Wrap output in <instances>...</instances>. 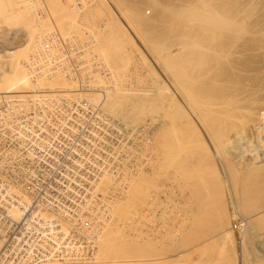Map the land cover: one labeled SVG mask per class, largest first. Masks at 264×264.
Wrapping results in <instances>:
<instances>
[{"label": "bare ground", "instance_id": "bare-ground-1", "mask_svg": "<svg viewBox=\"0 0 264 264\" xmlns=\"http://www.w3.org/2000/svg\"><path fill=\"white\" fill-rule=\"evenodd\" d=\"M165 1L149 19L143 8L157 0H0V133L11 134L0 143V218L7 211L15 237L0 236L6 264H195L205 247L210 264H264V137L247 111L263 100L228 75L238 1ZM86 121L114 163L90 154L99 169H74L58 197L37 199L32 167ZM17 157L32 176L7 182L21 173Z\"/></svg>", "mask_w": 264, "mask_h": 264}, {"label": "rangeland", "instance_id": "rangeland-1", "mask_svg": "<svg viewBox=\"0 0 264 264\" xmlns=\"http://www.w3.org/2000/svg\"><path fill=\"white\" fill-rule=\"evenodd\" d=\"M161 1V2H160ZM157 0V2L154 4V5H152L153 7H154V9L156 10L157 9V5H160L162 2V4L160 5V6H164L165 4H164V1L165 0ZM166 1H170V0H166ZM165 1V2H166ZM174 1H176V0H173V2ZM218 1H220V0H218ZM217 1V2H218ZM224 1H226V0H224ZM223 1V2H224ZM237 2L238 1V3H234V4H238L237 6L235 5L234 7H236L235 9L233 8V6H231L230 5V2H229V0H227L226 2L227 3H229V4H227L226 2H224L225 4H223L224 6L223 7H225L226 5H227V7H229L228 8V10L231 8V10L232 9H234L233 11H228V10H226L227 12H230V13H228V16H229V14H231V16H234V15H236V21H235V24H234V27H232L231 26V29H230V32H232V33H234L235 34V36H236V33H239V36H238V34H237V36H236V38H238L237 40H239V37L241 36V34H242V38H241V41L239 40V44H237V46L235 45V43L237 42L238 43V41H235L234 39H232L231 40V38H229V41L227 40V39H223V40H221L224 44H225V42H226V44L225 45H229V44H231V42L233 41H235L234 43H232V44H234L233 45V47H232V45H230V46H228V49H229V47H230V50H229V52L231 51V54L232 55H234V54H236V55H234V56H232L231 54L229 55V59L230 60H232L231 61V63H233L234 62V64H231V67L233 66L235 69H236V67H237V69H236V71L238 72V71H240L239 73H237V72H235L233 69V71H231L230 69V71H228V75L229 74H231L230 76H232L231 77V79L233 78V76L235 77V78H238V80L240 81V77H241V84H243V85H245V86H247V87H249V88H247V87H244V90H242L243 89V86L242 87H240L241 86V84H240V86H239V88L237 87L238 85H234L233 87H237V89H236V91H238V92H240V94H246L250 89L251 90H255V91H258V89L260 88V92L258 91V92H256V96H254V98L252 97V101H253V99H255L256 101H257V98H258V100L260 101V103H261V100H263L262 101V103L261 104H257V105H253V106H250V104L249 103H247V104H249V110H247V111H249L248 113H250L249 115H246V116H248V118H249V116H251V117H253V118H251V121L249 120V122L248 123H250V122H252V121H255L256 123H257V125H256V123L254 122H252L254 125H255V127L256 126H259V132H260V128H261V132H260V134H259V136L260 137H264V0H231V4L232 5H234L233 4V2ZM170 2H172V1H170ZM216 2V3H217ZM222 2V0H221V2L220 3H223ZM219 3V4H220ZM239 3H241V4H239ZM245 3V4H244ZM247 3V4H246ZM157 4V5H156ZM171 3H169V6H171L170 5ZM218 4V3H217ZM216 4V6H218L217 8H220V9H227V7H225V8H223L221 5L222 4H220V5H217ZM244 6H243V5ZM249 4V6H248V8L246 9V12H245V6H247ZM148 5V4H147ZM147 5L143 8L144 9V11L147 13V15H155V14H157V10L155 11V10H153V7L151 8V7H149V8H147ZM167 5V4H166ZM174 5V4H173ZM151 6V5H150ZM168 6V7H169ZM220 6V7H219ZM164 7H166V6H164ZM158 8H159V6H158ZM170 8V7H169ZM240 10H239V9ZM243 8H244V10H243ZM116 10V9H115ZM236 10V11H235ZM153 11H155V12H153ZM171 11V10H170ZM235 11V12H234ZM241 11H242V13H241ZM249 11V12H248ZM116 12L118 13V11L116 10ZM151 12V13H150ZM153 12V13H152ZM168 13H169V11H167ZM234 12V13H233ZM155 13V14H154ZM240 13V14H239ZM251 13V14H250ZM119 14V17H120V19H121V21L125 24V26L127 27V29L130 31V27H129V25H128V23L125 21V19L120 15V13H118ZM224 14H226V12L224 13ZM152 15L149 17V19H152L151 17H152ZM168 15V14H167ZM248 15V16H247ZM230 16V18H234L235 19V17H231ZM243 16V17H242ZM157 17V16H156ZM156 17H153V18H156ZM245 17H247V18H245ZM249 17V18H248ZM229 18V19H230ZM239 18V19H238ZM246 21H245V20ZM232 21H234L233 19H232ZM246 23H245V22ZM239 22V23H238ZM240 22H242V24H240ZM244 22V23H243ZM127 23V24H126ZM234 22H232V24H233ZM236 23H237V26H236ZM239 24V25H238ZM241 25H243L242 26V28L240 27ZM246 26V27H245ZM238 27V28H237ZM241 29H240V28ZM235 28V29H234ZM244 28V29H243ZM240 29V30H239ZM160 31V30H159ZM238 31H240V32H238ZM131 32H133V30L131 29ZM235 38V39H236ZM226 40V41H225ZM229 44H228V43ZM235 47V48H234ZM231 48H234V50H232ZM237 48V49H236ZM145 48H143V50H144ZM235 50H237V52L235 51ZM145 51V53H146V55L149 57V59L154 63V60L152 59V56H151V54H150V52L149 51H147V49H145L144 50ZM233 52V53H232ZM3 54V53H2ZM234 57H236V58H234ZM237 60V61H236ZM238 63V64H237ZM238 66H237V65ZM236 65V66H235ZM235 73V75H237V76H235V75H233L234 73ZM238 74H239V77H238ZM229 76V77H230ZM235 78H233L232 80L234 81H232L231 83H235ZM235 79V80H234ZM238 83V82H237ZM239 84V83H238ZM246 88V89H245ZM263 88V89H262ZM240 89V90H239ZM248 89V90H247ZM250 90V91H251ZM261 90H263V91H261ZM245 91H246V93H245ZM242 94V95H243ZM252 94H255V92L253 91V93ZM252 94L249 92L248 94H246V96H252ZM254 100V101H255ZM249 102L251 103V101H250V99H249ZM253 109V110H252ZM85 110V109H84ZM257 112V113H256ZM247 113V114H248ZM261 114V115H263V116H261V115H259V114ZM256 114H258V115H256ZM245 115V114H244ZM124 116H125V113H124ZM245 116V117H246ZM123 118V119H122ZM126 117H122V116H120V117H118V119H119V121L121 122L120 124H121V126H125V122L127 121V122H132L133 120H131V119H125ZM118 119H116L117 121H118ZM253 119V120H252ZM255 119V120H254ZM87 120V119H86ZM126 120V121H125ZM130 120V121H129ZM244 122H246V120L248 121V119L246 118V119H242ZM123 121V122H122ZM251 123V124H252ZM129 124V123H128ZM252 124V125H253ZM89 126V124L87 125V121H86V123L85 124H83V125H80L77 129H78V131H76L74 134H75V137L73 138V136H71L70 138L69 137H65L64 136V134H62L60 137H61V139H60V141H58L57 142V140H55V145H60L61 146V149H58V148H55V150L53 149H51V152H53L54 151V153L51 155V157H50V155H49V157L47 158L48 159V161L51 163V161H52V163L54 164L53 166L52 165H50V164H48V163H44V165H43V171H44V173H51V170H53V172L54 173H56V174H58V175H60V176H65V177H67V178H70V180L72 181V183H73V180L71 179V177L70 176H73V174L75 175V171H74V169L75 170H77V175H78V173L79 174H82V175H86V174H90L91 173V168L90 167H93L94 166V168H96V169H99V167H98V165L97 164H89L90 166H88L87 164L89 163V161H86V159H87V157H91V156H93L92 158L94 159V160H97V162L98 161H100V163L102 162V163H104V160L108 157V159L110 160V158H112V160L114 159L113 157L114 156H112L111 155V153H109L110 152V150H104V149H99V150H95L96 148L92 145L93 143H91V140L90 139H88L87 138V136H89V134H90V132H89V130H88V128L87 127ZM258 128V127H257ZM136 132V131H135ZM135 132H133L134 134H135ZM2 133H0V136H1V139H0V143L2 144V145H4V147H6V143H4L5 141L7 142V143H9V140H8V137H10V135L7 133V136H6V134H2V135H5V136H2L1 135ZM83 134V135H82ZM85 135H87V136H85ZM103 135V138L105 137V135L104 134H102ZM107 136L108 137H110V138H113L112 137V135H110V134H108L107 133ZM5 137V138H4ZM7 137V138H6ZM64 137V138H63ZM83 137V138H82ZM86 137V138H85ZM93 137H95V135L93 134ZM62 138H63V140H62ZM259 138V137H258ZM3 139V140H2ZM7 139V140H6ZM114 139V138H113ZM5 140V141H4ZM116 140V139H115ZM14 141V140H13ZM11 142L12 144H15V146H14V149H15V147H17L18 148V145H17V143H18V141H14V142ZM101 140H98V143L100 142ZM80 142V143H79ZM254 142V141H253ZM252 142V143H253ZM260 140L259 139H257V144H256V146L257 145H259L260 144ZM64 143H66V144H64ZM81 143H83V145H89V148L88 149H83L84 148V146L83 145H81ZM253 143V144H254ZM0 144V145H1ZM105 145H106V142L104 143ZM2 145H1V148H2V153H3V150H4V148L2 147ZM79 145V146H78ZM261 145H262V143H261ZM260 146V145H259ZM76 147H77V149H78V147H80L79 149H83L82 151L81 150H75L76 149ZM92 148V149H91ZM76 151V152H74V150ZM92 151H91V150ZM16 150V149H15ZM93 150H94V152H93ZM71 151L73 152V153H71ZM79 151V152H78ZM81 153H84L83 155L81 154ZM93 153V154H92ZM100 153V154H99ZM113 153V152H112ZM54 154H56L55 156H54ZM80 154V155H79ZM88 154H89V156H88ZM90 154H91V156H90ZM98 154H99V156H98ZM87 155V156H86ZM96 155V156H95ZM73 156L74 157H76V158H73ZM86 156V157H85ZM98 156V157H97ZM101 156H103V157H101ZM106 156V157H105ZM112 156V157H111ZM96 157V158H95ZM105 157V158H104ZM80 158V160H84L83 161V165H80V164H78L77 163V159H79ZM102 159V160H101ZM54 160V161H53ZM112 160H110V161H112ZM109 161V162H110ZM217 161L220 163V165H221V161H220V158H219V156L217 155ZM111 163H114L113 161L111 162ZM84 164H85V166H84ZM93 165V166H92ZM105 165H106V163L103 165V167H105ZM262 166L263 167H261V171H259L258 173H259V175L260 176H262L263 177V175H264V170H263V168H264V163L262 164ZM68 167H70V168H68ZM65 173V174H64ZM67 173H71L70 175H68ZM261 174H263V175H261ZM76 176V175H75ZM261 177V178H262ZM264 178V177H263ZM71 183V184H72ZM67 184H70V182H67L66 183V185ZM70 184V185H71ZM86 184H88V182H83V185H86ZM65 185V186H66ZM74 185H75V183H74ZM80 187V186H79ZM82 187V186H81ZM68 189H66V191H67ZM69 190H71V189H69ZM262 198H264V194L261 196ZM71 202V201H70ZM70 202L68 203V204H70ZM262 205H264V200H261V202L259 203V206H262ZM246 223V222H245ZM244 223V224H245ZM238 227H239V225H238ZM259 247V245L257 246V248ZM262 247H264L263 245H261L260 246V248H258V249H261ZM207 247H205V249H206ZM203 250V248H202V250L204 251V253H200L199 255H198V258L200 257V259H198L197 261H196V263L195 264H210V260L214 257V256H216V253H215V249L214 248H207L206 250ZM209 249V250H208ZM201 250V252H203ZM237 251H238V249H237ZM264 251V248H262V250L260 251V250H258V252L259 253H257L256 252V254H258V256L259 255H261L262 253H264L263 252ZM262 252V253H261ZM215 253V254H214ZM134 256V255H133ZM213 256V257H212ZM256 256V255H255ZM261 257H264V256H261ZM253 258V257H252ZM255 258V257H254ZM257 258V257H256ZM255 258V259H256ZM214 259V258H213ZM218 259V258H217ZM221 259V258H220ZM255 259H253V261L255 260ZM252 260H251V262H253ZM219 262V261H218ZM216 264H219V263H216Z\"/></svg>", "mask_w": 264, "mask_h": 264}, {"label": "built area", "instance_id": "built-area-1", "mask_svg": "<svg viewBox=\"0 0 264 264\" xmlns=\"http://www.w3.org/2000/svg\"><path fill=\"white\" fill-rule=\"evenodd\" d=\"M14 149V148H13ZM20 156V155H18ZM12 158V157H10ZM22 159L20 157H17V159L14 161L19 164L23 163L21 161ZM27 162V160H26ZM26 164V163H25ZM48 164L51 165L50 162H48ZM44 162L41 166H39L38 168L36 167H32V170L35 171L37 173L36 177H33V182L38 183L40 186H42V189L39 190V194L36 196V198L38 199V197H42V196H47V197H52V196H57L60 194V192L65 188V184L69 181L68 179L64 178L65 176H60L56 173L53 172V170H51V173H44L43 171V166ZM19 166V165H18ZM26 169H31V166H29L28 164H26ZM42 167V168H41ZM19 168H21V173L13 176L11 178H5L7 180V182H9L10 180H16L19 178H28L32 176V174L30 172H28L27 170H23V166H19ZM1 176H4L3 174H0ZM54 175V176H51ZM73 177V176H72ZM4 179V178H3ZM14 180V181H15ZM30 180V179H29ZM66 181V182H65ZM17 182V181H15ZM72 182V181H71ZM5 211L6 209L3 208V206L0 204V211ZM4 218H0V236H7V238H2V240H7V242L9 241L11 243V240H13L15 237L11 236V226H10V219L7 217V211L3 213ZM17 227V226H16ZM4 261H6L5 263H3ZM8 256L5 252H2V250L0 251V264H6L8 262Z\"/></svg>", "mask_w": 264, "mask_h": 264}]
</instances>
